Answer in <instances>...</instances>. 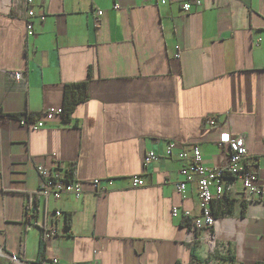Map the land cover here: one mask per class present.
Segmentation results:
<instances>
[{
    "label": "crops",
    "instance_id": "crops-1",
    "mask_svg": "<svg viewBox=\"0 0 264 264\" xmlns=\"http://www.w3.org/2000/svg\"><path fill=\"white\" fill-rule=\"evenodd\" d=\"M186 1L32 0V34L0 3L2 115L62 108L65 86L87 83L70 122L54 115L32 130L0 117V264H48L51 255L57 264H198L195 239L210 264H230L227 252L235 264L264 259V0H201L184 11ZM227 136H243L246 166L262 190L238 187L230 212L196 238L197 184L180 193L188 160L164 151L196 145L206 166H221L229 147L217 143ZM148 151L160 158L144 165ZM53 163L73 164L83 195L49 202L63 216L45 246L36 166ZM135 175L143 185L132 188ZM95 178L112 181L104 194L93 192ZM33 206L37 213L28 214Z\"/></svg>",
    "mask_w": 264,
    "mask_h": 264
},
{
    "label": "built area",
    "instance_id": "built-area-1",
    "mask_svg": "<svg viewBox=\"0 0 264 264\" xmlns=\"http://www.w3.org/2000/svg\"><path fill=\"white\" fill-rule=\"evenodd\" d=\"M0 3L5 7L15 8L25 23L26 32L32 34V18L35 17L32 0H0ZM161 3H164V0H161ZM191 4L201 6V0L186 1L182 4V9L184 11H189ZM114 8H117V6ZM102 13L101 10L95 11L93 18L95 25L98 24ZM38 17L41 22L45 18L44 15H39ZM174 57L177 59L178 54L176 53ZM61 113V108H47L43 110L39 116L25 113L17 117H11L2 115L0 108V117L4 116L9 120L15 119L21 127L32 130L44 127L45 120H50L54 115H61ZM205 121L207 124L213 125L215 119L213 116H208ZM224 144H227L229 147L227 161L221 166L214 167H208L204 164L201 151L196 145H194L188 153L183 150H176L174 145L169 143L164 151V156L166 157L176 156L177 158L188 160V163L179 170L183 180L177 183L176 189L180 193H183L187 182L194 180L197 184L200 211L192 220L194 229L209 230L215 226L217 220L212 214L211 202L214 199H219L224 193L232 194L237 191L238 187L241 192L247 195H256L262 190L257 183V173L246 166L247 149L243 136H227L217 143L218 147H222ZM261 153L264 155V144ZM159 158L160 156L154 151H148L143 157V163L147 165L157 161ZM72 168L73 164L59 163H53L50 167L42 165L36 166V172L39 178L36 194L43 200L44 219L48 221V223L42 226L40 233V240L45 246H48L49 243L58 236V225L55 220L63 216V212L59 208L49 209V202H57L61 200L64 195H68L75 199H79L83 195L82 182L78 180H69L66 176L67 171ZM90 184L94 193L104 194L109 186H111L112 181L110 179H105V183L102 184L101 179L95 178L90 180ZM142 185L143 182L140 175L131 177L130 186L132 188H137ZM27 213L36 214L37 210L33 206V208L30 207V209L27 210ZM171 214L172 216H176L178 214V209L176 207L172 208ZM182 214L185 218L190 217L188 211H183ZM64 231L68 233V230L64 229ZM8 258L13 261L17 259L14 256H8ZM47 260L49 262L48 264H57L58 262L55 255L49 256ZM22 264L28 263L22 262ZM34 264H47L46 258Z\"/></svg>",
    "mask_w": 264,
    "mask_h": 264
},
{
    "label": "trees",
    "instance_id": "trees-1",
    "mask_svg": "<svg viewBox=\"0 0 264 264\" xmlns=\"http://www.w3.org/2000/svg\"><path fill=\"white\" fill-rule=\"evenodd\" d=\"M87 98V83L86 82H80V83H72L65 86L64 91V99H63V105H62V121L63 122H70L71 114L79 102L84 101ZM72 171L73 168L67 171V178L69 180H72ZM235 202V199L231 198L229 193H224L219 199H214L211 202V210L212 214L215 218H219L222 216L225 212H230V209L232 208L233 204ZM27 215V214H26ZM28 216V215H27ZM68 217H66V223L67 226L65 227L66 230H69L68 227ZM201 233L200 229H196L195 231V237H199ZM199 245V241L195 239L191 246H190V256L192 261L198 264H210L208 258H201L200 255L197 253V248ZM223 258L225 260H228L230 264H235V258L234 255H232L230 252H227ZM256 264H264V259L260 262H257Z\"/></svg>",
    "mask_w": 264,
    "mask_h": 264
},
{
    "label": "rangeland",
    "instance_id": "rangeland-1",
    "mask_svg": "<svg viewBox=\"0 0 264 264\" xmlns=\"http://www.w3.org/2000/svg\"><path fill=\"white\" fill-rule=\"evenodd\" d=\"M205 254V253H204Z\"/></svg>",
    "mask_w": 264,
    "mask_h": 264
}]
</instances>
